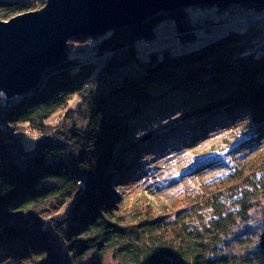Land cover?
I'll list each match as a JSON object with an SVG mask.
<instances>
[{
	"label": "trees",
	"instance_id": "16d2710c",
	"mask_svg": "<svg viewBox=\"0 0 264 264\" xmlns=\"http://www.w3.org/2000/svg\"><path fill=\"white\" fill-rule=\"evenodd\" d=\"M45 1L0 0V17ZM238 6L264 9L252 3L232 9ZM167 18L187 44L227 24L192 21L180 8L97 37L76 36L67 58L46 70L34 90L6 105L0 95V264H102L107 251L116 264H264L263 256L218 254L231 228L264 198L261 29L254 22L179 54L169 48L141 54ZM93 53L99 57L85 60ZM173 115L195 122L201 136L238 120L246 135L235 134L240 140L231 150L255 142L254 152H240L222 174L175 197L162 199L164 186L152 181L123 188L145 174L134 166L147 164L138 158L150 143H139L131 121ZM76 117L86 124L78 126ZM26 132L37 134L29 150ZM220 161L196 170L222 167Z\"/></svg>",
	"mask_w": 264,
	"mask_h": 264
},
{
	"label": "rangeland",
	"instance_id": "374dc122",
	"mask_svg": "<svg viewBox=\"0 0 264 264\" xmlns=\"http://www.w3.org/2000/svg\"><path fill=\"white\" fill-rule=\"evenodd\" d=\"M232 7L233 5L220 9L214 5L187 7L192 21L200 18H214L216 21L228 23L229 26L222 27L218 25L219 27L213 26L209 30H201L202 32L198 34V37L190 44H187L182 42L177 36L174 20L167 18L156 26L155 38L147 42L148 44L144 46L143 52L140 51V53L144 54L151 49L169 48L171 54H179L203 45L209 40L207 36H217L219 33L228 30V28H243L236 21L240 16L253 12L264 13V9H256L254 6H238V8L235 7L236 9H232ZM3 10L0 7V11ZM5 13L6 16H2L0 19L6 20L16 14L13 12ZM256 24V26L260 27L261 32L264 33V19L256 21ZM250 25H253V23L247 24V26ZM75 56H79V54L72 52L71 57ZM177 117L176 115L152 117L149 122L143 124H140L142 122L131 121L134 127L131 133L137 139H140L139 143H145L149 140L150 143L147 149L142 150L141 156L138 158L143 159L147 164L139 167L134 166V169L145 174L136 176L135 180L123 185V188H132L138 183L139 187H145L148 181H152L164 186L161 192H158L162 199L175 197L196 189L201 182L210 180L213 176L222 174L221 169L225 165L234 164L233 158L235 156L239 159L243 155L242 153L252 154L254 152L255 142L241 145L238 151L242 153L232 152V147L237 144L240 138L246 135L240 133L241 124L243 123L240 124L238 120V122L236 121V123H231L227 126L211 125L212 127L205 130L202 133L204 135L201 136L199 135L201 134L199 125L196 126L195 122L186 120L177 121ZM59 118L60 115L58 116ZM52 120L53 118L49 119V121ZM75 122L78 126L86 124V121L80 117H76ZM174 127L178 128L170 129ZM196 134L199 135L198 138L190 142L189 139H193L192 136ZM235 134H239L241 137L235 140ZM36 137V133H23L22 143L24 150L31 148ZM225 141H231L232 143L226 144L224 143ZM232 144L234 145L232 146ZM144 150H148V152ZM206 151L210 152L205 154ZM214 158L221 160L222 167L219 166L220 164L215 166L209 164L206 168H203L204 171L202 173L196 170L202 163ZM261 178L264 179V176ZM261 233H264V198L261 199L259 205L249 211L246 220L238 222L231 228L225 236L224 242L220 245L218 254L263 256L264 258V251H262L259 244V235ZM102 264H116L112 251L104 253Z\"/></svg>",
	"mask_w": 264,
	"mask_h": 264
},
{
	"label": "water",
	"instance_id": "95a60500",
	"mask_svg": "<svg viewBox=\"0 0 264 264\" xmlns=\"http://www.w3.org/2000/svg\"><path fill=\"white\" fill-rule=\"evenodd\" d=\"M244 3L264 0H46L41 8L0 19V95L6 105L34 90L46 70L67 58L73 37H97L180 8ZM259 244L264 249V233Z\"/></svg>",
	"mask_w": 264,
	"mask_h": 264
},
{
	"label": "built area",
	"instance_id": "2783aa9c",
	"mask_svg": "<svg viewBox=\"0 0 264 264\" xmlns=\"http://www.w3.org/2000/svg\"><path fill=\"white\" fill-rule=\"evenodd\" d=\"M260 19H264V13H257V12H253L250 14H247L245 16H240V18L238 17V19L236 21H238V23L244 27L247 26V24H250V22L254 23ZM263 38L262 41L264 42V33H262ZM94 55V53L92 55H89L88 57L85 58V60H95L97 59L99 56H95L92 57Z\"/></svg>",
	"mask_w": 264,
	"mask_h": 264
},
{
	"label": "crops",
	"instance_id": "0c3cea01",
	"mask_svg": "<svg viewBox=\"0 0 264 264\" xmlns=\"http://www.w3.org/2000/svg\"><path fill=\"white\" fill-rule=\"evenodd\" d=\"M219 26H222V27H226V26H227V27H228L229 24L227 23V24H222V25H219ZM219 26H218V27H219ZM228 29H229V28H228ZM226 31H227V30H225L224 32H226Z\"/></svg>",
	"mask_w": 264,
	"mask_h": 264
},
{
	"label": "bare ground",
	"instance_id": "6f19581e",
	"mask_svg": "<svg viewBox=\"0 0 264 264\" xmlns=\"http://www.w3.org/2000/svg\"><path fill=\"white\" fill-rule=\"evenodd\" d=\"M255 5H257V4H255Z\"/></svg>",
	"mask_w": 264,
	"mask_h": 264
}]
</instances>
